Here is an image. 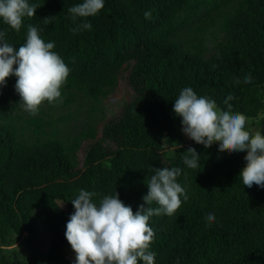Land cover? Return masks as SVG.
<instances>
[{"label": "trees", "instance_id": "obj_1", "mask_svg": "<svg viewBox=\"0 0 264 264\" xmlns=\"http://www.w3.org/2000/svg\"><path fill=\"white\" fill-rule=\"evenodd\" d=\"M29 2L38 8L19 32L0 24L6 41L18 47L37 25L70 72L62 102L42 103L35 116L21 112L14 76L0 87V264H68L65 225L79 190L97 202L117 192L135 212L161 167L183 169L177 180L188 199L174 215L150 218L155 264H264V189L237 177L245 152L196 144L172 112L188 86L222 107L231 91L230 110L249 120L264 113V0H105L87 18L91 30L78 33L68 9L81 0ZM122 79L131 98L105 120L103 100ZM164 140L175 145L171 156L161 154ZM190 147L200 155L195 169L182 162ZM208 211L214 221H205ZM40 224L45 253L25 259L5 249Z\"/></svg>", "mask_w": 264, "mask_h": 264}, {"label": "clouds", "instance_id": "obj_2", "mask_svg": "<svg viewBox=\"0 0 264 264\" xmlns=\"http://www.w3.org/2000/svg\"><path fill=\"white\" fill-rule=\"evenodd\" d=\"M105 0H81L68 9L71 19L80 23L70 31L78 33L91 30L87 19L95 17L103 9ZM38 7L29 0H0V24L19 32L24 18L33 17ZM146 20H151V11H145ZM43 28L28 25L24 42L18 47L6 41V31L0 29V87L6 78H16L14 91L20 97L24 111L35 116L40 105L62 102L61 88L70 69L58 52L55 42L45 41ZM15 66V67H14ZM240 80L233 77V82ZM244 83H251L252 77L245 74ZM225 93L224 106L216 100L198 95L192 87H184L173 101L172 112L180 118L181 132L196 144L215 143L227 152H245L244 167L238 173L243 186L253 185L264 189V133L261 128L249 126V118L243 113L231 111L229 98ZM182 156L183 165L190 169L198 167L200 155L195 148H188ZM146 184L147 192L143 203L133 212L117 192L104 195L98 202L93 191L80 189L71 204L74 211L65 225V238L75 253L73 264H155L156 253L152 250L155 236L149 220L154 215L172 216L187 200L186 189L177 180L183 173L180 167L153 168ZM158 205L152 207V205ZM205 221L215 220L214 213H204Z\"/></svg>", "mask_w": 264, "mask_h": 264}, {"label": "rangeland", "instance_id": "obj_3", "mask_svg": "<svg viewBox=\"0 0 264 264\" xmlns=\"http://www.w3.org/2000/svg\"><path fill=\"white\" fill-rule=\"evenodd\" d=\"M127 73H124L123 76H126ZM131 98V91L128 88L125 80H121L117 87L112 91L111 95L103 100V104L106 105V118L105 120H109L112 117L119 115L120 107L123 103H126ZM7 104L11 106L13 104L12 99H10ZM21 112L24 111L22 104L20 105ZM251 122L254 125L250 124ZM249 126L253 129L261 128L262 133H264V113L260 114L255 120H249ZM175 145L173 142H169L168 140H164L163 142V150L161 154L166 156H171L172 151ZM84 152L82 150L78 153V166L82 165V158ZM165 156V157H166ZM61 208L65 209V205L62 202H59ZM49 247V236L44 226L40 224L38 226V230L35 234L28 235L24 233L22 237L15 243L10 246L5 247L6 250L12 251L16 250L19 256L23 258H30L33 256L41 255L48 250ZM67 258L69 259L68 264H73L75 259V253L71 248L66 249ZM10 255V254H9ZM11 256V255H10Z\"/></svg>", "mask_w": 264, "mask_h": 264}]
</instances>
